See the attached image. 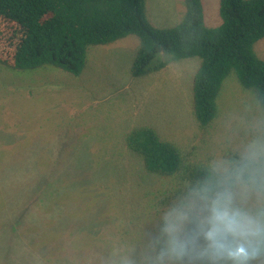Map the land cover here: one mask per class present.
Returning a JSON list of instances; mask_svg holds the SVG:
<instances>
[{
	"label": "rangeland",
	"instance_id": "rangeland-1",
	"mask_svg": "<svg viewBox=\"0 0 264 264\" xmlns=\"http://www.w3.org/2000/svg\"><path fill=\"white\" fill-rule=\"evenodd\" d=\"M207 25L219 0H202ZM156 26L177 23L183 0H145ZM138 38L92 45L78 75L55 66L16 70L0 64V264H112L128 254L143 264L178 179L148 172L127 133L147 125L175 142L185 162L240 159L264 134V109L232 71L217 96L218 114L200 126L192 110L199 57L134 77ZM264 59V37L254 44ZM162 199V200H160ZM171 202V205L168 203ZM166 204V205H163Z\"/></svg>",
	"mask_w": 264,
	"mask_h": 264
},
{
	"label": "trees",
	"instance_id": "trees-1",
	"mask_svg": "<svg viewBox=\"0 0 264 264\" xmlns=\"http://www.w3.org/2000/svg\"><path fill=\"white\" fill-rule=\"evenodd\" d=\"M183 2L177 23L156 26L145 0H0V64L16 70L55 66L78 75L92 45L135 35L139 45L129 68L134 77L200 58L192 77V110L200 126L217 116V96L232 71L264 109V59L254 49L264 37V0H219L220 22L213 26L205 21L202 0ZM125 139L148 172L179 180L172 198L215 182L210 166L185 162L179 146L151 126L135 127Z\"/></svg>",
	"mask_w": 264,
	"mask_h": 264
},
{
	"label": "clouds",
	"instance_id": "clouds-1",
	"mask_svg": "<svg viewBox=\"0 0 264 264\" xmlns=\"http://www.w3.org/2000/svg\"><path fill=\"white\" fill-rule=\"evenodd\" d=\"M164 211L141 254L143 264H264V134L235 162ZM117 264V261H112ZM118 264H134L120 254Z\"/></svg>",
	"mask_w": 264,
	"mask_h": 264
},
{
	"label": "crops",
	"instance_id": "crops-1",
	"mask_svg": "<svg viewBox=\"0 0 264 264\" xmlns=\"http://www.w3.org/2000/svg\"><path fill=\"white\" fill-rule=\"evenodd\" d=\"M205 21H206V18H205ZM207 23V22H206Z\"/></svg>",
	"mask_w": 264,
	"mask_h": 264
}]
</instances>
